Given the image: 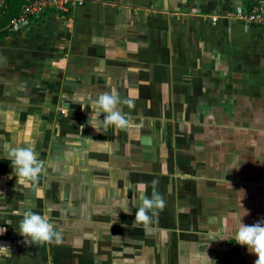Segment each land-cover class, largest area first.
Instances as JSON below:
<instances>
[{
    "label": "crops",
    "instance_id": "0c3cea01",
    "mask_svg": "<svg viewBox=\"0 0 264 264\" xmlns=\"http://www.w3.org/2000/svg\"><path fill=\"white\" fill-rule=\"evenodd\" d=\"M116 1L124 4V13L126 7L135 11L139 8L140 12L145 9L149 13V9L156 8V15H146L140 21L138 16L134 18L127 13L122 20L120 16H107L109 4ZM152 1L153 5L149 0H87L69 12L49 9L28 27L0 39V247L10 251V254L0 253V264H254L257 259L247 247L235 243L237 253L233 252L226 261L228 255L219 244L201 242L202 230L208 229L209 220L197 226L191 219L194 217L191 192L196 191L191 189L190 182L176 179L172 187L163 173L150 167L154 165L149 163V158L156 160L163 152V130L154 127L153 120L142 112L141 101L157 98V102H162L171 98L173 103L179 102V116L183 115L194 126L202 125L195 130L176 129V136L187 137V142L180 144L174 140L171 145L175 159L186 160L183 167L194 165L192 160L199 154L207 161L204 173L200 170L198 175L190 174L191 167H184L192 183L207 180L213 184L248 183L260 187L264 178L255 173L260 167L255 165L248 173L240 164L245 151L244 140L238 134L243 132V127L240 132L228 124L218 127L223 129H215L212 113L218 112L213 105L220 104L224 96L238 103L249 94L252 111L254 105H264V54L260 56L264 53V27H247L233 16L232 19L217 17L214 24L211 17L228 10L233 14L237 0H179L182 3L178 1V4L175 0ZM170 8L173 15L201 13L206 21H191L186 14L185 26H176L169 32L180 41L178 49L186 43L189 51L171 56L166 65L158 54L161 65L155 61L149 67L142 59L148 50L133 45L134 36L121 35L125 39L121 40L122 52H118L121 58L116 61L127 68L125 78L129 80L120 87L121 98H127L129 89L138 94L131 81L133 72L139 70L137 66L142 70L154 68L157 75L153 79L162 83V87L140 81L155 91H140L144 93L134 100V116L129 106L119 105L132 126L100 128L98 120H90V104L99 96L101 75L121 70L105 54L107 44L110 48L119 47L114 37H106L113 29L112 24L118 21L131 25L128 31L139 29L142 41L150 36L149 30L158 32L169 26L172 19L163 13ZM72 11L76 14L70 18ZM101 12L105 14L100 15ZM179 18L173 22L179 24ZM133 21L138 29L132 26ZM205 39L212 46L201 54L202 65L189 52L203 47ZM216 45L220 49L231 47L228 48L231 51H217ZM131 48L138 49L140 63L127 59ZM229 55L238 58L239 67L232 75L240 79L234 85L229 73L221 67L231 64ZM133 65L136 67L132 68ZM119 83L120 80L114 86H121ZM62 103H67L71 116L58 111ZM151 117L158 116L152 113ZM100 119L103 121L104 116ZM133 120L138 121L133 124ZM251 133V145L264 153V127L253 126ZM202 136L205 138L201 139ZM233 136L238 137L234 145L224 143ZM30 142H35L44 169L36 182L25 186L17 184L7 158L11 149ZM212 149L215 152L211 154ZM222 165L226 166L224 170ZM177 176L183 178L181 174ZM151 179L157 181L156 190L166 206L163 210L157 209L156 215L149 213L151 220L146 229L144 222L132 224L138 211L136 207L141 203L133 196L137 183L146 182L147 195L151 197ZM240 192L250 193L242 186ZM127 204L130 212L126 214L121 208ZM29 209L48 217L60 237L44 243L27 238L28 242L19 232V222ZM220 230L223 233V228Z\"/></svg>",
    "mask_w": 264,
    "mask_h": 264
},
{
    "label": "rangeland",
    "instance_id": "374dc122",
    "mask_svg": "<svg viewBox=\"0 0 264 264\" xmlns=\"http://www.w3.org/2000/svg\"><path fill=\"white\" fill-rule=\"evenodd\" d=\"M2 1L3 0H0V8L2 6ZM126 1H129V0H126ZM137 1L139 2L140 0H137ZM175 1H176V4H178L179 0H175ZM149 2H151V5L154 4L152 0H149ZM117 3L119 2L116 1V2H113L112 4H109L108 8H110V10H109V15L107 16H114V18L115 16H120L121 19L120 18H116V19L122 20L127 13L128 15H131L134 18L135 16H138L139 20L138 18L137 20L140 21V19L141 18L144 19L146 15H151V14L156 15V8L149 9L150 10V13H149L145 9L142 12H140L139 8H136L137 10L135 11L134 9H130L129 7H126V13H124L125 12L124 4H117ZM179 7L180 9L182 8L181 6ZM183 9H186V8H183ZM170 12H172L171 8L168 10H165V13H163L164 17H170L172 19L170 20L171 23L169 24V26L165 27L164 29H162V31H158V32H156V30H149L150 36H148L147 38H144L142 41L139 38L140 37L139 29L137 25L135 26L134 21L132 22V26L138 29L135 31H128L131 25H128L127 23L121 24L118 21H116L112 24L113 29L108 32V35H106V37L107 38L114 37V40L117 42L120 48L116 46L110 48L108 47V44H107V48L105 49L106 51L105 54H106L107 59H110L111 64L121 67L120 68L121 70L119 72L118 71L114 72L113 70L110 72H106L104 75H101L102 80L100 82V88L98 89L99 95L105 91H111L114 84H117L118 80H120L119 85L121 86L116 85L114 86V88H116L118 92L120 93V96H122V93H121L122 89L120 87L123 88L124 85L126 83L128 84L129 82V80L125 78V75L127 76V73H126L127 68L122 67L121 65L118 64L119 62L116 61L121 58L118 52H122L120 51L122 49L121 40L125 39L122 37L123 35H126V37L134 36V39L131 40L132 44L139 46L142 49L148 50L147 55H144L142 59L145 60L144 62L149 67H151L152 65L154 66L155 61L156 62L161 61L160 56H162L163 62L165 63L166 60H170L172 58L171 56L173 55H177V54L185 55L184 53H188L189 50H187L186 48V43L182 44V47L178 49V44L180 43V41L177 38L172 37V35L169 32L170 31L172 32L176 26H178L179 28L182 26H185V24L183 23H184L186 14L189 16L191 21L193 19H196V20L201 19L200 21H206L203 18L204 15L201 13L195 12V11L192 12L191 14L181 13L177 15L175 14L173 15ZM75 14H76V11H72V15H70L69 17L73 18ZM104 14H105L104 12L100 13V15H104ZM232 15L233 14H231L230 10H228L224 12L222 15H214L213 17H211V19L212 21H214V24H215L219 19L217 17L222 16L224 18L232 19ZM178 17H180L179 22H178L179 24H176L173 21L175 19V21L177 22ZM7 29H9L10 32H15L9 28V25L7 26ZM123 31H125L124 34H123ZM262 31H264V29H262ZM157 41H159L158 42L159 44L158 53H157ZM211 46H212L211 42H209L208 39H205L203 43V47H200L199 49H196V50H191V52L189 53L190 55H194L193 58L196 60L198 59L199 63L203 65L204 64V62L202 61V57L204 55L203 53L206 51L208 47H211ZM228 48H231V47H228ZM228 48L222 46V49H220V46H217L216 50L230 52L231 50ZM129 51L131 55L127 59L129 61H132L133 63H140L139 62L140 55L138 54V49L131 48L129 49ZM141 54L143 55L144 53H141ZM263 54L264 53L260 54V56ZM254 56L255 55H252V57ZM244 57L252 58L250 55L249 56L244 55ZM229 61L231 63L230 65L225 63L221 67H224V69H226V72L229 73L228 75H230V78L232 80V85H234L236 84V81L240 79L239 76L232 75L234 70H236V68L239 67L237 66L238 64H236L238 62V58L236 60V55H233L232 57H230L229 55ZM240 63L242 64L241 61ZM166 64L167 63H165L164 65ZM135 67L136 65L132 66V68H135ZM137 67L139 70L136 73L133 72L131 81L132 80L134 81V84H135L134 89L138 91L139 95L144 93V92H140L141 90L152 89V92L155 91V89L153 87H150L148 84H143V83L140 84V81H143V82L147 81L148 83L154 82L156 84V87H162V83L157 82L155 81V79H153V76L157 75L156 71L155 70L153 71L154 68L150 70H144V69L142 70L140 69L139 66ZM207 68L208 66H206V69ZM260 68L261 69L263 68L261 64H260ZM117 74H118L117 77H112V75H117ZM247 90H250V89H247ZM68 98H71L72 100L71 96H69ZM170 99L171 98L165 99L162 102H159V101L157 102V98H149L148 100L143 99L141 101V106L142 108H144L142 109V112L144 111L145 113H147L146 116L149 117L148 119L153 120L154 127L156 126L157 128H160L163 130V131L159 130V131H162V137L164 141L163 152L160 155L158 154L159 158L158 159L156 158V160H155V157L149 158L151 160V162L149 163L154 165L150 167L153 168L154 170H158L161 173H163L164 174L163 176L165 177L167 182H169V185L172 187L175 186L176 179H179L184 182H188V181L190 182V185L188 183L184 185L186 186L189 185L193 187L191 189L196 191L195 193L191 192L195 198V199L193 198L190 202V205L193 206V210L191 211V213L194 215V217L192 216L191 219L195 221L194 224H197V226H201L203 223L206 224V221L208 223V220H209V223L207 226L208 229L202 230L203 232L201 233L202 236L200 238L201 242H203L204 244L205 242L207 243L208 241L209 242L212 241V243L214 244H219L221 250L225 251L226 254L228 255L227 256L228 258H226L225 260L229 261V259H231L230 258L231 254L233 252L235 254L237 253V250L235 249L236 242L234 240V237H235L236 229L238 227L240 220L242 219V222L245 225H249V226L255 224L258 221H264V195H263L264 194V184H261L260 187H257V186L253 187V186H250L248 183H243L242 185H236V184H231V183L228 184V183H221V182L213 184V183H209L207 180L203 181L204 183H200V184L192 183L193 179L191 177H187L189 175L187 171L184 170V167H188V166L191 167L192 173L190 174L198 175V172H200V170H201V173H204L203 170H204V166L207 164V161H205L204 157L200 156L199 154L198 157H195L196 158L195 160H192L193 162H195L193 163L194 165L190 166V164L189 165L185 164V166L183 167L184 163H186V160H183V159L177 160V158L175 159L176 155L175 154L173 155V152L171 151L172 150L171 145L174 143V140L180 144H183L185 140L187 142V137L176 136V132H175L176 129H187V128L189 129L190 128V129L195 130L196 128H202V125L196 124V126H194L193 124L188 123L186 119H183L182 117L183 115L179 116L178 115L179 110H180V108H178L179 102L178 104L173 103ZM233 100L235 99L231 97L227 99L224 96L223 100L219 102L220 104L213 105V107L217 108L218 112L214 111V113H212L213 117H215L212 120V126L215 129H223V128H218V127H220L221 124L234 125L237 127V129H239L238 132H240V129H242L241 127H243V132H240L238 134L239 135L238 137L244 140L243 145H244V151H245L244 153L241 154L242 157L240 160V164L241 166L245 167V170L248 173H251L249 171L251 167L255 165L259 166L260 170L255 173H259L258 177H260V179H263L264 178V153H262V151L259 152L258 151L259 149L255 150V147L251 145L252 140L250 136H252L251 132H252L253 126L254 127L259 126L260 128L264 127V105H261V107H259V105H254V110L252 111L253 107L250 104L251 99H250L249 94L245 95L244 99H242V102L239 101L238 103H234L235 101ZM59 107L60 109H58V111H61V115H66L68 113L69 109L67 108V103H62L61 105H58L57 108ZM197 107H198V104H197ZM130 108H131L130 113L132 116H134L135 103ZM70 113L71 112L68 113V116H71ZM152 113L153 115L156 114L158 117L157 118L151 117ZM258 114L260 115V117H258ZM240 116H242V118ZM235 118H237V120ZM137 121L138 120H133V124L136 123ZM252 123L255 125H253ZM247 131H249V133H247ZM236 136L229 137L228 138L229 140H225L224 143L229 144V145H234L235 140L238 138ZM200 138L204 139L205 137L202 136ZM214 152L215 150L212 149L211 154ZM219 154L221 155L222 151L219 152ZM133 155L136 156L138 154H133ZM173 160H175L174 169H173ZM232 161L235 162L234 154L232 155ZM225 168L226 166L222 165V169L224 170ZM178 174H181L183 178L177 176ZM194 175H190V176H194ZM248 176H251V175L249 174ZM150 181L152 182V179ZM241 186L244 189L249 190L250 193L248 195H245L244 192L241 193L240 192ZM257 188L259 190H257ZM257 194H259L260 196L257 197ZM185 198L186 200L190 199V197H188L187 195L185 196ZM198 203L200 204L198 205ZM204 208H206V210ZM246 213L247 215H245ZM201 216H203V218H201ZM187 217H189V215ZM233 225L235 226L237 225V227ZM220 228H223V233L220 232L221 231ZM230 228H232L233 231H231ZM211 235L214 237L210 238Z\"/></svg>",
    "mask_w": 264,
    "mask_h": 264
},
{
    "label": "clouds",
    "instance_id": "9594fccd",
    "mask_svg": "<svg viewBox=\"0 0 264 264\" xmlns=\"http://www.w3.org/2000/svg\"><path fill=\"white\" fill-rule=\"evenodd\" d=\"M137 93L133 89H129L127 98L122 99L116 88L111 91L101 93L91 104L92 114L90 120H98L103 129L108 126H114L117 129H126L132 126L130 118L124 114L119 105L124 104L129 107L134 105V100ZM104 116L103 121L100 117ZM89 120V121H90ZM90 124V123H89ZM94 128L97 127L91 124ZM97 131H99L97 129ZM8 160L11 161V166L17 178V184L29 185L36 182L44 169V161L39 159V154L36 151L35 142L26 143L24 146H17L9 152ZM153 185L151 197L147 195L148 184L146 182H138L136 185V193L133 199L140 200V206L136 207L137 221L144 222L147 229L152 215H156V210H163L166 206L164 198L156 190L157 181H152ZM126 214L130 212L127 206L121 208ZM247 215V213L245 214ZM19 232L29 242L30 238L36 243H44L58 239L60 233L56 231L53 225L49 222L48 217L38 213H34L30 209L25 211L23 219L19 222ZM234 240L241 246L247 247L250 253L254 254L257 259L254 264H264V221H258L249 226L245 225L240 220L236 229ZM0 253L10 254L6 247H0Z\"/></svg>",
    "mask_w": 264,
    "mask_h": 264
},
{
    "label": "built area",
    "instance_id": "2783aa9c",
    "mask_svg": "<svg viewBox=\"0 0 264 264\" xmlns=\"http://www.w3.org/2000/svg\"><path fill=\"white\" fill-rule=\"evenodd\" d=\"M87 0H26L21 13L9 23L12 31H20L39 19L47 10L69 12ZM247 27H264V0H237L232 15Z\"/></svg>",
    "mask_w": 264,
    "mask_h": 264
},
{
    "label": "trees",
    "instance_id": "16d2710c",
    "mask_svg": "<svg viewBox=\"0 0 264 264\" xmlns=\"http://www.w3.org/2000/svg\"><path fill=\"white\" fill-rule=\"evenodd\" d=\"M26 0H3L0 8V39L10 33L7 26L21 13Z\"/></svg>",
    "mask_w": 264,
    "mask_h": 264
}]
</instances>
